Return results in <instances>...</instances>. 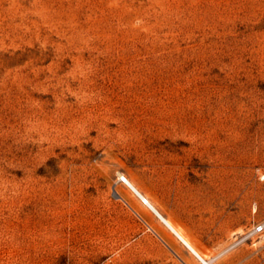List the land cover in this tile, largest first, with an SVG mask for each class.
Wrapping results in <instances>:
<instances>
[{
    "label": "rangeland",
    "instance_id": "1",
    "mask_svg": "<svg viewBox=\"0 0 264 264\" xmlns=\"http://www.w3.org/2000/svg\"><path fill=\"white\" fill-rule=\"evenodd\" d=\"M123 175L264 264V0H0V264H201Z\"/></svg>",
    "mask_w": 264,
    "mask_h": 264
},
{
    "label": "bare ground",
    "instance_id": "2",
    "mask_svg": "<svg viewBox=\"0 0 264 264\" xmlns=\"http://www.w3.org/2000/svg\"><path fill=\"white\" fill-rule=\"evenodd\" d=\"M216 145V144H215ZM216 154L215 157H220L223 155V146L222 144L218 143V145L215 148ZM211 153V152H210ZM210 158H213V156H210ZM216 159V158H215ZM224 160V159H223ZM227 160V159H226ZM214 161V160H213ZM230 161V160H229ZM232 161V160H231ZM230 161V163H231ZM214 164V163H213ZM217 164V163H216ZM223 164V163H222ZM215 165V164H214ZM219 165V164H218ZM214 167V166H213ZM227 167V166H226ZM224 167H222L223 169ZM212 169V168H211ZM216 169V168H215ZM219 169V168H217ZM213 170V169H212ZM214 172V171H212ZM218 173V172H217ZM123 181L130 189L131 191L140 199L141 203H143L145 206H147L154 214L155 216L173 233V235L178 239L199 261L201 264H211V262L204 258L197 249L187 240V238L166 218L164 217L157 208L152 204V202L144 195L142 194L139 189L132 183L131 180H129L125 175L122 176ZM118 195L121 198H126V196L117 191ZM203 197V196H202Z\"/></svg>",
    "mask_w": 264,
    "mask_h": 264
},
{
    "label": "built area",
    "instance_id": "3",
    "mask_svg": "<svg viewBox=\"0 0 264 264\" xmlns=\"http://www.w3.org/2000/svg\"><path fill=\"white\" fill-rule=\"evenodd\" d=\"M263 230H264V222L258 223L256 225H253V226L249 227L240 236L235 237L233 239V241L228 245L227 249H225V251H227L228 249L233 248L234 246L238 245L239 243H241L243 241L254 239L257 235L262 233Z\"/></svg>",
    "mask_w": 264,
    "mask_h": 264
}]
</instances>
